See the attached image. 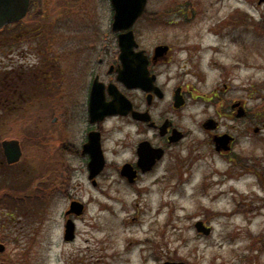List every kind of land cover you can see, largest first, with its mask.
<instances>
[{"label": "rangeland", "instance_id": "rangeland-1", "mask_svg": "<svg viewBox=\"0 0 264 264\" xmlns=\"http://www.w3.org/2000/svg\"><path fill=\"white\" fill-rule=\"evenodd\" d=\"M56 1L40 3L36 16L45 11L55 16L56 6H60ZM185 1H148L145 17L133 28L140 48L151 50L160 44L170 45L171 35L176 33L180 38L177 40L190 39L191 44L198 43L203 36L205 44L215 42L204 34L206 24H200L199 21L182 30L180 26L176 29L169 27V20L190 16L183 8ZM249 1L253 2L254 8H244L254 20L253 28L247 30L242 27L243 20H239L238 43L232 42L230 46L229 38L234 41L235 33L232 31L227 36L229 31L225 32L224 39L214 43L221 51L220 56L206 52L201 56L202 60L197 57L200 61L198 67L190 68L189 75L184 76L187 88L192 90L191 100L188 108L177 116L176 123L185 131L187 138L170 151L172 159L166 157L158 169L142 177L135 186H128L111 169L93 187L80 165L73 177L68 173L63 178L59 175L64 170L59 166L60 158H57V163L52 162L51 158L44 163V153L33 152L25 147L21 164L29 161L26 165L37 181L21 176L22 166H15L0 178V194L6 197L5 203H0V244L5 246V251L0 255L2 262L264 264V113L260 118L256 112L264 105V5H258V0ZM64 4L62 1L61 6ZM67 6L69 8V3ZM200 6L194 7L198 15L204 10L203 5ZM242 6L240 0H222V7L215 17L224 21L232 10H241ZM45 7L49 10H44ZM82 7L84 10L80 11L83 14L80 17L87 16L90 18L88 21L97 24L98 29L109 31L112 10L108 0H79V10ZM172 10L175 11L173 19L170 14ZM153 15L158 16L156 24L150 19ZM83 18L75 19L74 23L72 21L73 26L81 28L88 25ZM217 19L213 23L218 22ZM50 31L56 30L54 26L49 29L47 24L45 33ZM22 33L23 43L17 46L18 49L28 51L29 45L33 48L38 45L37 39L30 40V36ZM191 33H196L197 38H200L192 40ZM180 44L183 46L184 41ZM45 48L50 51L52 47L45 43ZM59 49L57 47L56 51ZM1 60L6 58L0 57ZM213 61L216 65H211ZM62 64L70 71V64ZM230 101L243 102L247 117L233 120L219 118L215 111L221 103ZM47 117L46 125L43 122V127L40 125L37 129L47 128L56 132L55 128L50 127L53 115ZM1 119L6 121L5 117ZM209 119L220 124L218 133L235 138L231 158L239 159L243 166L249 165L251 170L237 167L229 163L228 157H220L213 152L211 145H208L212 133L201 127ZM36 124V119L29 123L26 117L14 122L6 121L0 129V142L18 140L22 147L26 146L29 144L27 132ZM108 130H111L108 139L112 141L119 137L120 132L132 133L130 127L114 123L112 127L108 126ZM71 131L75 133V130ZM108 144V150L112 152V155L108 153V160L113 163L120 164L132 157L131 144L118 149H113L112 143ZM186 147L191 150L196 147L197 150L187 154ZM51 169L52 175L45 174ZM44 174L50 181H43L42 187L37 182H41ZM69 177L72 178L68 180ZM28 182L32 187L40 188L44 197L36 202L21 201L22 204L18 205L15 196L19 198L33 193L32 187L26 192ZM18 187H22L18 190L24 192L13 194L11 189L17 190ZM48 195L50 198H46ZM73 199L84 203V212L73 221L74 240L65 243L64 214L69 201ZM197 221L210 228L209 236L195 232L194 224Z\"/></svg>", "mask_w": 264, "mask_h": 264}, {"label": "flooded vegetation", "instance_id": "flooded-vegetation-1", "mask_svg": "<svg viewBox=\"0 0 264 264\" xmlns=\"http://www.w3.org/2000/svg\"><path fill=\"white\" fill-rule=\"evenodd\" d=\"M62 1L66 4L61 6ZM240 1L243 9L232 10L224 21L215 17L220 7H222V0H187L183 3V8L187 10L185 12L189 13L190 16L178 17L174 21L169 20L170 28L176 29L180 26L182 27L181 30L190 28L198 21L200 24L205 23L204 34L215 41L213 43L205 44V36L199 39L200 37L197 38L196 33H191L193 37L191 39H199V42L191 44L190 39L188 41L183 38V46L180 44L183 41H179L178 33L171 35L170 45L160 44L151 50L140 48L137 43L138 49L135 50V53L143 52L147 61L149 77L153 78V89H150V85L149 91H145L139 87L128 88L118 81L119 72L122 69L117 44L118 34L110 32L111 29L108 32L98 29L97 24L89 22L90 19L87 16L85 20L88 25L81 28L73 26L79 12L84 10L83 7L79 10V0H57L56 3H60V6H56L55 16H51V13L48 12V14L45 11V13H40L38 17L35 16L39 14L37 5L39 3L48 4L47 0H32V5L35 4L36 7L28 9V13L22 21L23 24L26 23L23 26V32L25 35L30 36V40L37 39L38 45L35 48L29 45L28 51L27 49L24 51L11 49L8 51L6 60L0 61V118L5 117L10 122H14L21 117H26L29 123H32L35 119L37 121V124L27 132L29 144L23 147L20 145L21 158L24 155L25 147H29V150L33 152L44 153V163L49 162V158L52 159V162L57 163V158H60L61 163L59 166L64 170L59 175L63 178L68 173L69 175L72 174L73 177L78 172L80 165L87 174V181L93 187L104 179L111 169L128 186H135V183L142 177L150 175L155 169H158L166 157L172 159L170 151L177 148L187 138L185 131L176 123V118L189 106L192 90L190 87L187 88L188 85L184 82V76L189 75L188 70L190 68L195 69L198 67L200 61L197 57L201 58V56L207 54L206 52L212 56H220L221 51L217 49L219 47L216 48L214 43L220 39L223 40L225 32L229 31L227 36H230L232 31L236 34H234V41L231 37L229 38L231 40L229 42L230 46L232 42L234 44L238 43L239 20H243L242 27L247 30L250 27L253 28L254 20L250 18L247 9L244 8V6L254 8L253 2L249 0ZM108 3L110 6V0H108ZM200 4L203 5L204 10L202 14L199 13L198 15L194 11V7H201ZM44 10L49 9L45 7ZM170 14H172V19L175 18V11L172 10ZM157 15L150 18L154 24L158 21ZM48 19L51 20L50 23H48ZM216 19L218 22L213 23ZM98 21L99 18H97ZM176 23L177 25H175ZM36 24L42 26H36ZM47 24L49 29L54 26L56 31L45 33ZM16 27L13 24L9 29L15 30ZM63 42H66L64 46H62ZM45 43L52 47L50 51L44 49ZM159 46H167L168 49L165 53L156 56L155 49ZM57 47L60 49L56 51ZM137 61L139 60L136 59L135 62ZM63 62L67 65L70 64L68 66L70 71L66 70V66L62 64ZM212 64L216 65V62L213 61ZM224 89H226L225 85ZM92 98L97 101L95 109L98 111L106 104L113 103L119 108L121 114L92 121L89 113ZM176 100L180 105L179 107L175 106ZM236 104L238 105L234 107ZM240 109L244 110V118H246L248 112L245 104L239 101H230L227 104L221 103L215 112L219 118L233 120L237 119V113ZM48 111H50L49 114ZM98 111L95 113L97 119L100 116ZM31 112L38 114V117L36 118V114L32 115ZM132 113H135L138 117L134 118ZM50 114L53 115L50 127L55 128L56 132L47 130V128L37 129L40 125L43 127V122L46 125V120L49 118L47 116ZM213 121L216 123V128L213 131L205 130L203 128L204 123L201 125L204 131L212 133L209 135L208 145H211L213 152L218 156L230 159L235 138L225 133H218L220 124L215 120ZM112 123L118 126L130 127L132 133L120 132L116 140H109L108 135L111 130H108V126L112 127ZM80 127L82 128L80 129ZM71 130H75V133ZM175 130L182 134V138L173 143L169 139L173 137V131ZM36 132L37 134L33 135ZM223 135H228L232 139L230 151L217 153L213 147V139L216 136ZM91 137L92 139H90ZM108 143L113 144V149L131 144L132 157L120 164L113 163L108 160V153L112 155V152L108 150ZM143 144L148 145V150L145 149L148 151V158L152 157L150 156L151 149L161 150L162 152L161 159L156 161L151 171L143 172L142 167H138V150ZM98 146L104 159V166L95 178L89 180L88 165L91 161L89 153L91 152L95 157ZM186 150L188 154L197 149L195 147L191 150L186 147ZM26 163H29V161ZM26 163L21 164L24 169L20 175L27 180L33 178V181H37ZM182 163L185 164V162ZM18 164L7 165L0 145V178L6 174V171L13 170ZM126 165L135 174L132 184L128 183L121 175L122 169ZM52 172L51 169L45 174L52 175ZM45 174L41 182H37L42 187L43 181L44 183L50 181ZM72 177H69L68 180ZM31 187L32 184L28 182L26 192ZM36 188V186L32 187L31 191L33 193L31 195L20 196L17 200H27L28 202L42 200L44 195L39 191L40 188ZM22 192L24 191L19 190L18 194ZM46 198H50V196L48 195ZM72 201L77 200L69 201L64 214L65 224L68 219L73 221L77 219L66 215ZM78 202L84 205L82 201ZM0 262L2 261L0 260Z\"/></svg>", "mask_w": 264, "mask_h": 264}, {"label": "water", "instance_id": "water-1", "mask_svg": "<svg viewBox=\"0 0 264 264\" xmlns=\"http://www.w3.org/2000/svg\"><path fill=\"white\" fill-rule=\"evenodd\" d=\"M148 0H110L111 8L113 11L111 31L117 33V44L119 48V58L122 64V69L119 72L118 81L121 82L128 88H141L145 91L153 89L152 82L153 78L149 77L147 70V61L143 52L135 53V49L138 45L135 41L132 28L142 16ZM264 3V0H258V4ZM29 0H0V30L8 24L18 22L22 20L27 13ZM167 46H159L155 49V55L158 56L167 51ZM139 60L135 62V60ZM149 83V84H148ZM120 96V95H119ZM92 97V96H91ZM97 101L91 99L89 106V113L92 121L102 119L106 116H113L121 114L119 108L113 103L106 104L99 111L95 109ZM236 104L234 107H236ZM176 107H179L178 101L175 103ZM96 111L99 112V118H96ZM133 117L136 118L138 115L132 113ZM245 115L244 110H238L237 117L242 118ZM94 117V119H93ZM203 128L205 130H214L216 124L212 120H208L204 123ZM182 138V134L173 131V137L170 138V142L176 143ZM92 139V137L90 138ZM232 139L223 135L220 137H214V149L216 152H228L230 150V143ZM148 145L143 144L138 150V167H142V171H151L156 161H159L162 156L161 150H152L150 156L147 157ZM1 147L6 158L8 165L15 164L21 157L19 144L17 141H3ZM147 149V150H145ZM154 153V155H153ZM91 155V161L88 165L89 179L92 180L97 176L104 166V159L99 146L96 148L95 157ZM122 177L126 178L128 183L132 184L135 179V174L131 168L126 165L123 167L121 172ZM94 185V184H93ZM83 205L78 202H72L69 206V211L66 213L67 216L73 215L79 217L83 213ZM195 232L203 236H209L211 230L207 228L203 222L197 221L194 224ZM74 223L68 220L64 227V242H71L74 240ZM4 246L0 244V253L3 252ZM171 264V263H165Z\"/></svg>", "mask_w": 264, "mask_h": 264}, {"label": "trees", "instance_id": "trees-1", "mask_svg": "<svg viewBox=\"0 0 264 264\" xmlns=\"http://www.w3.org/2000/svg\"><path fill=\"white\" fill-rule=\"evenodd\" d=\"M39 5V4H38ZM37 5V7H39ZM34 6H35V4L34 5H32L31 6V8H33L34 9ZM36 7V6H35ZM17 26H19V27H21V24H19V25H17ZM8 29H5V30H3V31H1L0 32V57H5L6 56V54H7V52L9 51V50H11V49H13V48H15V46H17L19 43H21L22 42V40H23V33H22V31H19L18 33L16 32L17 30H15V32H13V31H11L12 32V34H11V32H9V31H7ZM264 102V101H263ZM6 111V110H5ZM256 112L257 113H259L260 114V118H261V116H262V113H264V105H262L261 106V108H260V110H256ZM263 121H264V119H263ZM262 121V122H263ZM0 129H1V127L6 123V121L5 120H0ZM5 122V123H4ZM230 163H233L234 165H236L237 167H241L242 169H244V170H251L252 168H250V166L249 165H247V166H243L240 162H239V159H237V160H235V158H230L229 160H228ZM264 169V168H263ZM13 189V190H12ZM11 190H12V192L13 193H17V190L15 189V188H12ZM10 199V198H9ZM3 202L5 203V200H3ZM14 204H15V202H13ZM7 206H9V204H7ZM13 209V208H12Z\"/></svg>", "mask_w": 264, "mask_h": 264}]
</instances>
